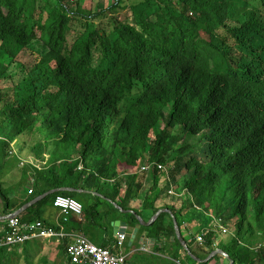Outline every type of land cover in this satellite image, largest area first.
I'll return each instance as SVG.
<instances>
[{
	"label": "trees",
	"instance_id": "1",
	"mask_svg": "<svg viewBox=\"0 0 264 264\" xmlns=\"http://www.w3.org/2000/svg\"><path fill=\"white\" fill-rule=\"evenodd\" d=\"M81 1L0 0V214L51 190L74 188L141 216L132 202L149 176L142 209L151 216L169 209L182 236L198 226L191 234L204 242L194 235L187 243L205 255L190 248L194 257L222 249L236 264H264V15L251 0ZM34 132L41 138L30 150L41 170L32 177L30 198L17 206L1 174L12 144L18 156L20 137ZM146 153L173 172L164 189L157 165L137 172ZM183 171L185 189L191 182V197L200 201L192 217L190 197L179 208L173 204ZM170 188L176 194L166 195L177 198L167 204L161 196ZM59 195L82 196L57 193L20 219L52 226L42 207ZM84 196L90 199L81 201L82 220H63L64 231L79 224L97 245L120 252L112 235L96 242V227L106 233L121 212L106 198ZM228 213L239 218L229 239L223 235ZM124 215L129 225L146 229L135 215ZM149 230L169 241L172 258L180 260L183 247L170 214L162 213ZM39 241L0 248V264H33L41 248L32 245ZM221 260L229 262L217 255L202 264Z\"/></svg>",
	"mask_w": 264,
	"mask_h": 264
},
{
	"label": "crops",
	"instance_id": "2",
	"mask_svg": "<svg viewBox=\"0 0 264 264\" xmlns=\"http://www.w3.org/2000/svg\"><path fill=\"white\" fill-rule=\"evenodd\" d=\"M20 142H22V140L19 141L20 147L24 146L20 144ZM15 147L16 146H14V143H13L12 144V154L10 153V158L8 159V162L5 165L2 171V174H1V183L6 193L10 197V200L13 202V204L17 206H21L25 204L28 198H30L32 190H33V186H34L32 185V180H33L32 177L35 175L36 170H41V168H34L35 164H37V160L35 159V157L31 156V153H28V151L31 152L30 149H28L27 147L22 148L23 152H20L19 154L17 153L18 154L17 156ZM25 152H26V157H23L25 156ZM44 156H46V158L44 159L46 160L50 159L49 155H44ZM31 162L33 163L32 166H31ZM88 192H91V191H88ZM81 195H85V194H81ZM144 196L145 195H143V192L139 193L138 196L135 197L134 201L132 202V207L136 210L141 211V217L143 218L144 221L148 222L150 218L152 217L151 212L147 210H143L142 207H140ZM79 201L81 202V201H86V200L80 199ZM173 204H175V201H173ZM42 210L44 212V220L48 221V223L51 224L52 226H58V227H61L62 229V226H64L63 220L65 216L60 209L54 206L52 201L49 202V204H47L46 206H43ZM20 216L18 217L20 218ZM72 219H77L78 221L82 220L81 216L73 217ZM116 220H122L128 224L127 219L117 218ZM108 221L109 220L105 218L102 224L106 225V222L108 223ZM1 222H6L0 225V231H3L7 226V221H1ZM65 228L68 234H76V233L85 234V231L82 232L83 231L82 226L79 224H76L75 226L66 225ZM129 228H131V226L128 225V229ZM136 228H138V232L132 241L131 239L133 237L134 230ZM96 229L98 232V235H96L97 243L106 242L104 239H106V237L110 238V235H112L114 239L116 240L117 235H119V233L117 234L114 233L115 229L113 225H111V228H109V230H107L106 233H104L103 230H100V228L98 229L96 227ZM128 229L125 233L126 239H125L124 245L127 242V247H129V249L127 250L123 248V250L121 251L125 256H127L128 264H143L144 262L151 264L150 262H155L156 257L161 258V259H163L164 257L169 258L170 260L173 259L172 252L174 250V247L170 245L169 241L167 242L163 238H161L160 241H158L157 239L151 237L149 228L142 230L140 226H137V227L132 226V230H133L132 233H128ZM183 235H184L183 237L187 241L188 233L184 232ZM173 240L174 239L171 238V242H173ZM71 242H72L71 238H67L64 240L63 239L40 240L38 244L34 243L32 245V249L34 250L36 247L41 248V251L37 253L36 256H37V261L39 260V258H41L40 261H42L41 263L43 264H68L69 262L67 259V253L65 249L67 247V244ZM194 247L195 245H192L188 247V249L191 248L195 254H198V250L200 249L199 248L196 249V247L195 248ZM140 253H142V255H140ZM143 253H148L149 255H143ZM178 253L180 254V259H182V261L186 260L185 257L187 256L186 255L187 252L185 253L184 249L180 250ZM200 254L201 255L203 254V257L205 255V253L202 250H200ZM39 256H42V257H39ZM151 257H155V258H151ZM211 263L212 264H226V261L221 260V261H214ZM34 264H37V262Z\"/></svg>",
	"mask_w": 264,
	"mask_h": 264
},
{
	"label": "built area",
	"instance_id": "3",
	"mask_svg": "<svg viewBox=\"0 0 264 264\" xmlns=\"http://www.w3.org/2000/svg\"><path fill=\"white\" fill-rule=\"evenodd\" d=\"M169 192L175 193L172 190ZM54 206L63 212L65 222L70 216H80L83 212L80 201L62 195L54 200ZM68 235L71 236L64 231V227L62 230H56L41 221L28 223L15 217L8 219L6 228L0 231V248L23 245L35 239H64ZM72 238L73 241L67 249L69 264H128L127 256L98 247L83 234L72 235ZM125 239V234L119 235L117 245L122 247ZM196 240L201 242V237L197 236Z\"/></svg>",
	"mask_w": 264,
	"mask_h": 264
},
{
	"label": "rangeland",
	"instance_id": "4",
	"mask_svg": "<svg viewBox=\"0 0 264 264\" xmlns=\"http://www.w3.org/2000/svg\"><path fill=\"white\" fill-rule=\"evenodd\" d=\"M92 1H94V0H82L81 2V4L83 5V6H90L91 5V3H92ZM248 1H250V0H248ZM97 2H100L101 4L103 3L105 6H109L112 2H113V0H99V1H97ZM38 4H39V2H38ZM248 4H253V6L254 7H258V10L264 15V0H251L250 2H248ZM35 7V6H34ZM37 12H34V17H36L37 16V14H36ZM37 49L40 51L41 50V47L40 46H37ZM96 61H98V59L96 58ZM159 132H160V129H159ZM41 138V135L40 134H35V132L34 133H31L30 135H28V134H26V133H24L21 137H20V140H22V142H20V144H22V145H24V148L25 147H27L28 149H30L31 148V146H35V145H38V141H39V139ZM191 142H192V139L189 141V143L188 144H191ZM25 143H28V144H25ZM184 143V141H182V143L181 144H179V146L180 145H182ZM14 146H15V144H14ZM52 148H53V146H52ZM28 153H31L30 151H28ZM31 156H33V154L31 153ZM23 157H26V152H25V156H23ZM172 164H174V162H172L171 163V165ZM151 165H157V167H158V169L161 171V176H160V184H159V188L160 189H164V187L166 186V184H168L169 182H171L172 181V178H173V172L172 173H167L168 172V170H167V166L166 165H164V164H155V163H153V162H151L150 161V156H149V154L148 153H146L143 157H142V159L139 161V165H138V167H139V169H138V171L137 172H139L140 174V176H141V174H143V172L144 173H149V172H151ZM160 165V166H159ZM160 167V168H159ZM185 173V171H183L182 173H181V176L179 177L180 178V188H181V192L178 194L179 195V197L177 198V196H171V197H169V196H167L166 195V193H169V194H176V193H170L169 191L170 190H172V191H174V189L173 188H170L169 190H168V192H166L165 191V193L161 196V198L162 197H165L164 199H163V201H165V202H167L166 200H168V199H172V198H177V199H174V201H175V206L176 207H181V206H183L184 204H185V201L189 198V200L190 201H194V206H192V209H190V211H189V216L190 217H192V215H194L195 213L194 212H196V213H198V211H200V209H196V206H195V204H199L200 205V201H198L195 197H191L192 196V189H191V187H192V183L191 182H189V186H188V188L187 189H185V187H184V184H185V180H186V178H184V177H182V175ZM131 174H132V172H131ZM135 174V173H134ZM187 181H190V179L189 178H187ZM32 183H33V180H32ZM96 183L98 184V185H102V184H104V185H106V188H107V190H111L112 189V185L110 184V183H105L102 179H100V178H96ZM152 184H153V182H152V180L150 179V177L148 176L147 178H146V180H145V183H144V189L143 190H141V192L140 193H142L143 192V195H146V193L148 192V190H149V188L152 186ZM174 192H176V191H174ZM86 195V194H85ZM93 196H95V194H92ZM101 195V194H100ZM97 196V195H96ZM81 198L80 199H82V200H88V199H90L89 198V196H87V197H85L84 195H82V196H80ZM100 198H103V197H101V196H99ZM144 198H145V196L143 197V201H144ZM92 200H94V199H92ZM143 201L141 202V205H140V207H142V205H143ZM160 202H161V199L160 200H158L157 202H156V205L157 206H159L160 205ZM167 204H168V202H167ZM106 208H108L107 206H106ZM109 209V211L110 210H112L111 208H108ZM161 209H165V208H161ZM161 209H159V210H161ZM102 210V209H101ZM119 211H120V209H118ZM158 210V211H159ZM197 210V211H196ZM114 211V210H113ZM121 212V211H120ZM118 214V213H117ZM126 214H128V213H126ZM199 214V213H198ZM118 215H121V216H119L118 218H123V219H127V221L129 220L128 218H126V215H124V214H118ZM129 215H132V214H129ZM197 215V214H196ZM230 213H228V216H227V219H226V222H227V228H228V231L227 232H225V230H224V237L225 238H227V239H229V236H228V234L229 233H237V232H235V230L237 229V223H238V221H239V218H236L235 220H236V222L233 220V219H231L230 218ZM137 220L139 221V224L141 225V223H140V220L137 218ZM193 222L194 221H192L190 224H192L191 226H193ZM129 225V224H128ZM218 225H221V224H218ZM129 226H131V225H129ZM212 229H213V227H211ZM227 228H225V229H227ZM147 229V228H146ZM191 229V231H194V232H196L197 231V229H198V226H196V228L195 227H191L190 228ZM207 229H210V227H208ZM132 226H131V228H129L128 229V233H132ZM191 231H188V240L191 238V237H194V235L197 237V233L196 234H191ZM237 231V230H236ZM185 232V231H184ZM183 232V233H184ZM202 232H204V231H202ZM84 234V233H83ZM202 234V233H201ZM196 237H195V240H196ZM95 240V239H94ZM93 241V240H92ZM197 241V240H196ZM94 242V241H93ZM95 243V242H94ZM98 243H100V242H98ZM96 244V243H95ZM198 244H199V242H198ZM124 246V247H123ZM123 246L122 247H120L119 248V251H122L123 250V248H125V249H129V247H127V242L125 243V245L123 244ZM196 247V246H195ZM194 247V248H195ZM192 248V247H191ZM196 249H198V248H196ZM192 251V250H191ZM44 253H46V252H44ZM198 254L199 255H201L200 254V250H198ZM210 254V253H209ZM208 254V255H209ZM138 255V254H137ZM140 255H142V253H140ZM143 255H149L148 253H143ZM40 257H42V256H40ZM35 258H37L36 256H34V260H33V264L34 263H36L37 262V264H39V263H41L42 261H40V258H39V260L37 261V259H35ZM151 258H155V257H151ZM150 258V259H151ZM186 258V257H185ZM68 259V258H67ZM157 260H158V262H157ZM157 262V264H198V263H196L194 260H183L182 261V259H180V261L178 260H174V259H172V260H170L169 258H163V259H161V258H158V257H156V260H155V262H150L151 264H154V263H156ZM41 264H43V263H41ZM143 264H149V263H147V262H144ZM209 264H212V263H209ZM226 264H229V262L227 261L226 262Z\"/></svg>",
	"mask_w": 264,
	"mask_h": 264
},
{
	"label": "water",
	"instance_id": "5",
	"mask_svg": "<svg viewBox=\"0 0 264 264\" xmlns=\"http://www.w3.org/2000/svg\"><path fill=\"white\" fill-rule=\"evenodd\" d=\"M61 192H71V193H80V194H95L97 196H101L103 198H106L98 193H92V192H87L84 190H80V189H74V188H59V189H55V190H51L47 193L41 194L38 197H36L35 199L31 200L28 202V204L24 205L21 209L16 210L11 212L10 214H7L5 216H2L0 214V221H7L8 219L11 218H15L20 216L21 214H23L25 211H27L29 208H32L33 206L37 205L38 202L46 199L47 197L57 194V193H61ZM108 201H111L109 198H106ZM113 205L116 209H120L121 213H128V214H133L136 216V218H138L140 220L141 226L145 227V228H150V226L158 219V217L162 214V213H168L172 216L173 219V223H174V228H175V233H176V237L177 239L180 241L181 245L183 246L184 250L187 252V256L191 257L196 263L198 264H202V263H207L208 261H210L213 257L217 256V255H223L225 256L228 260H229V264H236V262L230 257V255L225 252L222 249H217L212 251L205 259L203 260H199L196 257H194L189 249H188V244L183 240L182 236H181V232H180V227H179V223L176 219V217L174 216V214L169 210V209H161L159 211H157L148 222L144 221L143 218L140 215H137L135 211L132 210H122L117 204H115V202H113ZM112 225L114 226V233H120V234H125L127 229H128V224L125 221L122 220H116L115 222L112 223ZM138 232V228H136L134 230V234L132 237V241L135 238L136 234Z\"/></svg>",
	"mask_w": 264,
	"mask_h": 264
},
{
	"label": "bare ground",
	"instance_id": "6",
	"mask_svg": "<svg viewBox=\"0 0 264 264\" xmlns=\"http://www.w3.org/2000/svg\"><path fill=\"white\" fill-rule=\"evenodd\" d=\"M32 162H31V166H32ZM160 166V165H159ZM81 169V168H80ZM80 190H83V189H80ZM84 191H87V190H84ZM88 192V191H87ZM93 193V192H92ZM80 194V193H79ZM55 195V194H54ZM52 196V195H51ZM60 196V195H59ZM62 196H64V195H62ZM38 197V196H37ZM58 197V196H57ZM56 197V198H57ZM67 197V196H66ZM48 198V197H47ZM55 198V199H56ZM71 198V197H70ZM35 199V198H34ZM74 199V198H73ZM76 200V199H75ZM112 204H113V202H112ZM133 211V210H132ZM83 213V212H82ZM81 216V215H80ZM75 217H79V216H75ZM34 222H37V221H34ZM32 223V222H31ZM43 223V222H42ZM47 225V224H46ZM49 226V225H48ZM50 227H52V228H54L55 229V227H53V226H50ZM63 227L64 226H62V229H63ZM61 229V227H59V230H62ZM57 230V229H56ZM66 232V231H65ZM67 233V232H66ZM76 234H83V233H76ZM71 236H67L66 238H64V239H67V238H71L72 239V241H73V238H72V235H75V234H70ZM83 235H85V234H83ZM119 235H124V234H120L119 233ZM119 235H117V238H116V242L118 243V237H119ZM87 238H88V236L87 235H85ZM182 236V235H181ZM198 236H200L201 237V242H199V244L201 245L204 241H203V238H202V236L201 235H198ZM177 238V237H176ZM182 238H183V236H182ZM63 239V240H64ZM35 240H47V239H35ZM48 240H52V239H48ZM57 240H59V239H57ZM88 240L90 241V242H92L94 245H96V246H98V247H102V246H99V245H97V244H95L93 241H91L89 238H88ZM178 240V239H177ZM183 240L187 243V241L183 238ZM33 241V240H32ZM179 241V240H178ZM180 242V241H179ZM198 242V241H197ZM72 243V242H71ZM70 243V244H71ZM188 244V243H187ZM183 247V246H182ZM103 248H106V247H103ZM68 249V248H67ZM109 249V248H108ZM184 249V248H183ZM185 251V250H184ZM118 253H122L121 251L120 252H118ZM185 253H186V251H185ZM123 254V253H122ZM186 255H187V253H186ZM68 258V257H67ZM198 259V258H197ZM199 260H201V259H199ZM230 263V262H229ZM69 264V263H68Z\"/></svg>",
	"mask_w": 264,
	"mask_h": 264
}]
</instances>
